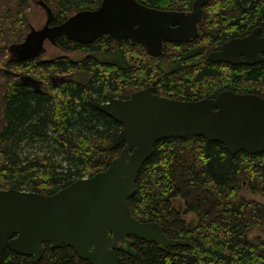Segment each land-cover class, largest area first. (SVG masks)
Wrapping results in <instances>:
<instances>
[{"label": "trees", "instance_id": "obj_1", "mask_svg": "<svg viewBox=\"0 0 264 264\" xmlns=\"http://www.w3.org/2000/svg\"><path fill=\"white\" fill-rule=\"evenodd\" d=\"M24 1L19 0V6ZM140 1L162 6L179 0ZM216 1L215 5H220H214L212 12L225 11L232 26L240 23L246 27L264 20V0H256L249 10L238 0ZM44 2L54 11L53 23H58L77 10L97 7L101 0ZM249 13L245 22L243 16ZM25 23L23 8L13 16L0 11L1 36L7 35L8 28L11 37L21 36ZM114 41L122 43L128 67L90 58L75 62L76 68L94 74L86 84L65 79L50 86V92H40L17 76L4 82L0 95V118L4 121L0 127V187L53 193L108 166L123 145L112 146L122 123L95 102L109 93L126 97L132 88L153 84L156 91L181 99L212 97L224 87L264 96V61L240 68L218 65L208 60L199 46L188 50L190 59L167 70L160 63H141L146 56L140 48L135 52L139 59L135 63L131 47L136 44L121 42L112 35L102 34L84 42L65 34L57 38V43L68 48L96 50ZM67 57L56 55L50 62L38 61L40 56L8 58L6 62L12 64L9 71L16 68L47 77L50 72L62 73L72 67L65 61ZM103 86L108 89H100ZM244 190L264 195V151L231 153L224 143L204 135L158 140L139 172L129 203L135 216L158 221L169 237L186 242L162 247L133 235L135 253L116 248L119 264H264V200L247 196ZM186 213L195 218H186ZM44 244L40 259L6 248L0 264H92L71 245Z\"/></svg>", "mask_w": 264, "mask_h": 264}, {"label": "water", "instance_id": "obj_2", "mask_svg": "<svg viewBox=\"0 0 264 264\" xmlns=\"http://www.w3.org/2000/svg\"><path fill=\"white\" fill-rule=\"evenodd\" d=\"M206 1L196 0L193 22ZM253 1L242 0V4L248 6ZM42 3L49 13L47 21L30 26L22 40L8 45L9 60L37 57L46 41L56 44L61 34L84 42L108 33L143 43L155 54L161 52L165 38L187 39L197 34L196 28H180L194 27L191 16L139 0H102L95 8L77 10L52 24L54 11ZM177 21L181 26L172 28L170 22ZM261 50L264 37L254 30L211 51L208 58L235 62L245 53V62L252 63L264 58ZM18 76L38 88L40 81L32 73L21 71ZM97 105L122 123L112 143L113 147L123 144L120 152L104 169L79 177L53 193L0 187V261L6 248L40 259L45 249L43 240L50 241L52 247L71 245L92 264H119L117 247L135 253L133 235L162 247L186 242L169 237L158 221L135 216L129 203L139 172L156 142L194 134L224 143L231 153L264 151V96L254 92L225 89L212 97L181 99L156 92L149 85L128 97H112Z\"/></svg>", "mask_w": 264, "mask_h": 264}, {"label": "flooded vegetation", "instance_id": "obj_3", "mask_svg": "<svg viewBox=\"0 0 264 264\" xmlns=\"http://www.w3.org/2000/svg\"><path fill=\"white\" fill-rule=\"evenodd\" d=\"M38 1L42 3L45 0H38ZM255 1L256 0L251 2V4H249L248 6H244L242 4V0H238V3L243 9L249 10V7ZM195 2H196V0H179L176 3L167 2L166 4H164L162 6H152V7H157V8L164 9V10L175 11L176 13H181L186 17L191 16L190 19L193 22V19L195 17L194 14L196 11ZM216 2H217L216 0H207L206 2H204L201 5L200 16L195 22H193L194 27H191V28L189 26L180 27L181 23L179 21L170 22V26L172 28L180 27L183 30H187V31H192V28H196L197 34H196V36L191 35L187 39L165 38V39H163L162 50H161V52H159L157 54H155L151 51H148L146 45L143 43L133 41L132 39L121 40V39H118L116 37L115 38L121 42L122 41H124V42L129 41L133 45L136 44L134 47L133 46L131 47L132 48L131 49V55L134 56L133 61L135 63H137L139 60L137 58V54L135 52H137L138 48H140V49L144 50V53L146 56V58L144 57V61L142 60L141 63H143V64L147 63L148 65L160 63V64L164 65V67L166 69L167 68L168 69L169 68H171V69L176 68V67H174L175 65L182 64L183 60L190 59L191 55L188 53V50L191 49L192 47H199V46H201V48H202L201 50L206 51L207 59L212 61L215 64H218V65L228 64V65L240 68L243 66L253 65V64L260 63V62L264 61V58H260L259 60H256L252 63L245 62V59H246L245 53H241L239 60H237L235 62L227 61V60H211L208 58V54L211 51L222 49V47L225 43L230 42V41L235 40V39L246 37L254 30H256V32L258 33V35L260 37H264V20H262V23H255L251 26H246V27H243V25L240 23H236L234 26H232L230 24L227 16H226V14H225V11L223 12L222 10H215L212 12V9H214V5ZM219 5L220 4H216L215 6H219ZM46 14L47 15H46L45 22L47 21V19L49 17V13L47 12V10H46ZM179 17H183V16H179ZM186 17H184V18H186ZM53 19H54V17H53ZM53 19L50 22L51 24L53 23ZM249 19H250V13L243 16V20L245 22ZM240 22H241V19H240ZM30 26L38 27V25H34L32 23L30 24ZM193 31H195V29ZM105 34L111 35L108 33H105ZM117 42L118 41H114L113 43H110L109 45H105V47H103V49L100 48L98 50L94 49L93 47L68 48L62 44L53 43L58 48H60L61 50H63V51L67 50L68 51L67 53H63V54L68 56L67 60H65V61L67 62L68 65H72V67L67 68L66 69L67 71L62 72V73L50 72L47 77H42L39 75L37 77L34 75L40 81V83L38 84V88H37L38 91L50 92V91H48L50 86L58 85L60 82H62L65 79H70L72 81H78V82H81L84 84L91 82L94 74H91V73L86 74L85 73L86 71L87 72H90V71L87 69L76 68L77 66H75V62H78V61L80 62L81 60H83L85 58H90L92 60L94 59L95 61L100 62L101 64H106V65H112V64L114 65L115 64V66H117L119 68H121V66H123L122 63H124L125 68H127L128 67L127 60L126 61L123 60V51L121 48L122 43H117ZM44 51H45V48L42 51V53L39 55L40 58H38V61H41V62H50V60L53 61V59L56 56L42 57ZM186 51H187V53H186ZM259 54L261 57H264V50H261ZM60 55H62V54H59L57 56H60ZM21 71L22 70L12 69L10 72L14 73V76H17L19 78L18 73ZM149 85H153V84H147L144 86H140L138 88H132L131 91H128L129 94L126 97H128L133 91H135L139 88L145 87V86H149ZM46 86H48L47 89H45ZM97 88H99V87H97ZM100 89H108V88L106 86H103V87H100ZM154 89H155V87H154ZM225 89H231V90L238 91V92H250V91H239V90L232 89L230 87H224L220 91L225 90ZM156 92H158V91H156ZM164 95H166V94H164ZM112 97H114V98H125L124 96L119 95V94L109 93L105 99H102V100L96 99L95 102H106V101H109ZM45 242L48 243L49 241L48 240L47 241L46 240L41 241L44 248L46 247V244H44Z\"/></svg>", "mask_w": 264, "mask_h": 264}, {"label": "rangeland", "instance_id": "obj_4", "mask_svg": "<svg viewBox=\"0 0 264 264\" xmlns=\"http://www.w3.org/2000/svg\"><path fill=\"white\" fill-rule=\"evenodd\" d=\"M20 8H23L26 12V23L24 26L23 34L19 37H11L10 36L11 30L10 28H8L6 36L0 35V95L4 91V87H5L4 82L7 81V79L14 76V73L8 70L9 67L12 68V64L6 62L10 55L8 44L12 43L13 39L20 38L22 40L25 37L26 33L29 31L31 23L34 25L41 26L45 22L47 15L46 7L44 6L43 3L39 2L38 0H25L23 6H19V0H0V11L5 13L7 12L8 15L11 16L15 15ZM8 25L10 26L11 24L8 23ZM67 52H68L67 50L66 51L61 50L50 41H46L45 51L42 57L56 56ZM3 122H4L3 118H0V127L2 126ZM32 147L35 148L37 147V145ZM244 193H246L247 196L256 197L258 199L264 200V195H262L261 193L258 192L254 193L249 190H244ZM184 215L186 218H190V216L195 218L194 214L186 213Z\"/></svg>", "mask_w": 264, "mask_h": 264}]
</instances>
